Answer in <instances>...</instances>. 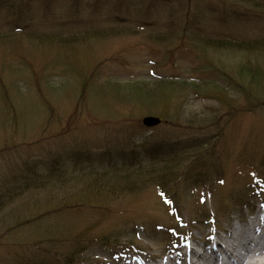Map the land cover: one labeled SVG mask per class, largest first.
Returning a JSON list of instances; mask_svg holds the SVG:
<instances>
[{
    "label": "rangeland",
    "instance_id": "rangeland-1",
    "mask_svg": "<svg viewBox=\"0 0 264 264\" xmlns=\"http://www.w3.org/2000/svg\"><path fill=\"white\" fill-rule=\"evenodd\" d=\"M0 4V198L24 179L55 167L68 176L127 167L130 161L118 152L151 135L187 150L207 146L218 167L211 168L205 186L178 185V211L154 187L108 200L103 188L76 208L44 213L11 230L2 226L0 264H62L59 255L72 251L73 240L97 236L112 240L104 248L108 251L89 245L83 255L94 257L76 264H184L189 256L183 247L190 238L198 246L214 240L215 232L216 240L224 235L225 240L227 233L218 229L230 230L229 220L240 217L244 227L246 211L255 216L264 210V184L256 180L264 178V87L259 93L246 83L243 95L234 85V90L213 87L224 88L221 80L240 84L237 68L247 56L206 50L198 40L264 37L262 0ZM172 29L179 38L174 61L166 53L170 45L148 36ZM256 57L253 61L264 71V52ZM189 76L199 84L197 93L174 90L164 96L160 84L147 85L143 102L129 100L122 89L142 80L153 84ZM146 90L156 93L148 96ZM148 112L167 123L143 128L140 122ZM150 163L151 157L140 155L134 164ZM260 250L246 264H264V247Z\"/></svg>",
    "mask_w": 264,
    "mask_h": 264
},
{
    "label": "trees",
    "instance_id": "trees-1",
    "mask_svg": "<svg viewBox=\"0 0 264 264\" xmlns=\"http://www.w3.org/2000/svg\"><path fill=\"white\" fill-rule=\"evenodd\" d=\"M240 1L251 3L257 0ZM262 1L264 2V0ZM25 4L29 6L28 2ZM0 5L2 7V4ZM148 36L159 44H165L168 41V37H171V32L167 34H149ZM198 40H200L202 47L206 50L213 49L220 52L231 50L245 53L247 61L237 68L240 84L231 83L229 86L232 88V85H234L239 89L237 92L243 95V92H245L244 85L248 83L261 93L264 87V71L258 69L257 60L253 61V58L256 59V55L263 56L264 37L257 39L237 38V40L205 37ZM221 81L227 85L224 80ZM158 84H160V88H163L164 96L171 95L174 90L188 92L190 88L195 91L199 87V84L194 80L153 81V84L151 81L142 80L136 82V84H127L122 89H126L125 92H128L126 97L129 100L137 98L144 102L148 98L143 96L142 87L152 85L154 88H158ZM213 85V87L219 89L226 87L225 85L224 88L220 87L221 84L219 83H214ZM147 93L148 96H153L156 92L147 91ZM112 95H115L114 91L111 92ZM244 97L247 100L250 99L247 95H244ZM139 146V148H136L133 145H127L120 153H126L127 156L133 158L136 154L148 153L152 155L149 165L136 167L114 166L102 172L91 170L85 174L75 176H64L55 168L51 169L50 173L38 175L36 178L24 179L18 191L10 192L0 198V227L8 225L10 226L8 230H11L27 226L32 221L40 219L44 213L52 214L63 209L76 208L77 204L82 205V200L85 198L90 199L92 195L100 192L103 188V190L107 189L105 199L108 200L141 192L148 187H154L171 203L173 209L178 211L177 187L180 183L190 182V185L197 188L207 185L210 170L213 166L207 148L205 150L183 151L171 148L169 154L163 155L162 150L166 146L165 142L161 140L157 143L153 137H150L147 141L144 139V142H141ZM260 179L261 184H264V178L261 177ZM102 205L104 209L109 206L106 203ZM6 210L11 212L7 213ZM110 243H112V240L105 236H97L86 240L79 237L73 240L75 247L72 251L61 255V263L74 264L75 261L78 262L89 245L94 244L99 247H105ZM37 264L43 263L38 262Z\"/></svg>",
    "mask_w": 264,
    "mask_h": 264
},
{
    "label": "bare ground",
    "instance_id": "bare-ground-1",
    "mask_svg": "<svg viewBox=\"0 0 264 264\" xmlns=\"http://www.w3.org/2000/svg\"><path fill=\"white\" fill-rule=\"evenodd\" d=\"M260 214H262V216L264 217V213L261 212ZM250 221H251V224L248 225L249 226L248 228L245 229V227L240 226L239 230L237 229L238 230V233H237V230H236L235 236H232V235H230V236L233 237V239L235 241V245H238V247L240 246L241 248L246 249L245 242H247V243L248 242L249 243L255 242L254 245L256 247L258 245H260V247L262 248V247H264V219H263V224L261 225V229H260L261 233H260V235L257 238H253L251 236L252 235L251 230L248 231V229H250L253 226V228L257 230L259 228V224H258L259 221L258 220H256L255 222L252 221V220H250ZM247 246H251V245H247ZM229 247L230 248H233L232 245H229ZM232 250H234V249H232ZM187 251H189V250H187ZM204 251L207 252V256L209 254H212L214 256L213 261H212V264H217L216 259L218 257V254H220V252L224 251V244L222 242L216 243V245H215L214 248L207 247V248L204 249ZM250 252H254L255 253L256 251H254L252 249V251H250ZM198 257H199L198 259L201 258L200 260H202L203 262L205 261L204 258H203V256L201 254L198 255Z\"/></svg>",
    "mask_w": 264,
    "mask_h": 264
},
{
    "label": "water",
    "instance_id": "water-1",
    "mask_svg": "<svg viewBox=\"0 0 264 264\" xmlns=\"http://www.w3.org/2000/svg\"><path fill=\"white\" fill-rule=\"evenodd\" d=\"M159 122H160L159 118L152 117V116H148L143 119V124L149 127L155 126L159 124Z\"/></svg>",
    "mask_w": 264,
    "mask_h": 264
}]
</instances>
